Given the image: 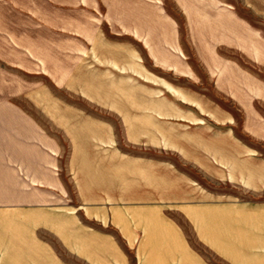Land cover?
<instances>
[{"label":"crops","instance_id":"0c3cea01","mask_svg":"<svg viewBox=\"0 0 264 264\" xmlns=\"http://www.w3.org/2000/svg\"><path fill=\"white\" fill-rule=\"evenodd\" d=\"M242 1L253 9V0ZM125 4L126 10L121 6L119 13L121 30L133 32L134 45L140 49L125 50L121 57L134 63L135 72L126 63L111 64L109 58L103 76L95 79L89 72L99 69L83 64L78 67L88 74H81L83 85L76 86L77 65L68 69L60 65L57 88L68 101L58 97L53 105H46L43 113L48 125L17 103L16 74L12 78L11 72L0 70V264H130L129 254L131 264H210L187 240L190 237L197 238L203 253L226 264H264V200L224 197L211 191L208 181L198 182L190 173L196 170L205 180L217 183H246L240 188L257 193L264 190V153L259 149L245 150L238 136L219 133L210 135L215 143L210 147L215 150L209 153L207 125L193 111L188 118L198 120L195 130L203 135L196 137L192 149L168 150L186 169L156 161L142 149L107 146L120 141L107 124V114L123 119L122 125L135 124L136 131H143L139 125L144 118H159L149 112L143 83L137 81L144 73L143 50L149 56L146 60L157 64L170 61L166 55L171 56L160 54L159 2L127 0ZM223 6L231 32L238 31L239 16L233 7ZM162 22L164 38L174 43L177 31L171 21ZM199 60L209 61L203 53ZM72 70L73 78L66 81ZM208 71L210 89L200 84L185 98L200 110H208L214 102L218 109L226 100L241 109L245 98L240 94L257 93L256 77H248L254 84L242 90L237 71L216 76ZM259 86L264 94V83ZM208 93L217 97L209 98ZM33 102H29L30 110ZM222 117L213 119L224 124ZM134 135L123 139L162 140L153 133L145 138L141 132ZM251 136L264 143V133ZM225 141L231 144L224 145Z\"/></svg>","mask_w":264,"mask_h":264},{"label":"rangeland","instance_id":"374dc122","mask_svg":"<svg viewBox=\"0 0 264 264\" xmlns=\"http://www.w3.org/2000/svg\"><path fill=\"white\" fill-rule=\"evenodd\" d=\"M155 1L161 5L160 54H171V56L166 55L170 61L163 60L157 64L152 60H146L149 56L146 50H143L144 73L140 77L141 81L138 79L137 81L139 84L143 83L145 105L149 104L151 108L149 112L158 114L159 118L153 116L149 119L144 118L143 125H139L143 131L141 129L136 131L135 124L122 125L121 122H125L123 119L112 113L107 114V124L111 132H115L120 139L107 143V146L112 144V147L115 145L123 151L142 149L146 151L145 156H150L156 161L160 160L162 163L166 162L165 164L169 162L179 170L186 169L180 164L181 159L170 154L168 150L192 149L190 147L193 141H196V137L199 139V135H203L195 130L199 127L195 123L198 120L192 115L188 118L193 111L194 115L199 119L203 118L207 125L205 132L208 135L209 153L215 150L210 147L215 144L210 135L233 133L239 137V144L245 150L256 148L263 155L264 143L261 140L253 141L251 135L264 133V94L262 87L259 86L264 83V0H253V9L245 7L247 5L242 0ZM126 2L127 0H0V70H8L12 73V78L16 74L17 103L23 104L28 111L33 112V116L41 124L48 125L43 113L46 105H53L58 97L68 101L66 93L57 88L60 65L62 69L65 65L66 68L68 65L69 67L77 65L75 70L77 77L74 81L76 86H82L81 74L84 76L88 73L86 71L81 73L78 66L84 64L99 69L100 71L89 72V75L101 79L103 65H107V59L111 58L114 61L111 64L121 66L126 63L123 60L125 58L121 57L125 50L131 49L136 53V48L140 49L138 45H134L137 36L131 31H126L125 28L121 30L119 13L121 6L124 7V11L126 10ZM223 5L233 7L239 16L238 31L231 32L230 19L228 20V16L223 14L227 11ZM163 19L165 22L171 21L168 23H171L177 31L174 43L165 39L167 36L163 30ZM202 53L203 57L209 59L207 63L205 61L201 63L199 60ZM126 64L135 72L134 63ZM206 65L210 66V71ZM115 69L118 70L117 67ZM207 71L209 75L214 76L222 72L233 75V71H237L241 77L239 84L242 90L247 89L249 84H254L253 81L248 80V77H256L257 93L256 95L246 92L240 94L245 98L243 103L245 105H241V109L232 101L226 100L219 104L218 109H216L218 102H214L208 104V110H200L198 104L189 102L185 98L191 96L192 93H189L191 88L198 89L194 87L200 84L210 89L211 76L208 78ZM72 73L73 70L70 75ZM72 78V75L67 76L65 80ZM97 84L103 85L100 82ZM129 85L131 82L128 83ZM164 89L166 91L162 92ZM158 90L159 94L153 93ZM119 96L122 99L124 93L121 92ZM129 96L135 97V95ZM207 96L217 97L209 93ZM158 97L160 101L156 100ZM31 100L34 101L32 110L29 105ZM218 116H223L224 124H216L213 117ZM189 122H192V125L189 126ZM139 132L145 135L144 138L153 133L162 140L124 141L123 138L127 135L132 137ZM223 144L231 143L225 141ZM153 149L155 153L151 152ZM190 173L198 182L208 181V188L213 192H222L224 197L264 200L263 189L256 190L257 193L250 192L246 188H240L247 187L246 183L239 186L223 180L217 183V180L210 178L205 180L196 170H191ZM187 240L207 258L210 264H216V261L217 264H226L225 261L217 260L205 250L203 253V247L197 238L190 237ZM127 257L131 264L132 255L129 254Z\"/></svg>","mask_w":264,"mask_h":264}]
</instances>
